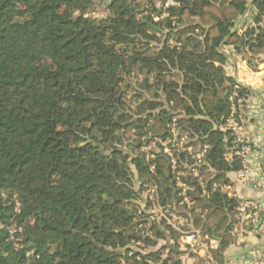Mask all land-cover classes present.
Returning a JSON list of instances; mask_svg holds the SVG:
<instances>
[{"label":"trees","instance_id":"1","mask_svg":"<svg viewBox=\"0 0 264 264\" xmlns=\"http://www.w3.org/2000/svg\"><path fill=\"white\" fill-rule=\"evenodd\" d=\"M96 1L0 0V264H184L179 234L170 230L174 243L160 245V226L137 213L146 184L160 206L185 210L168 159L140 152L169 138L172 119L209 146L198 167L207 190L240 169L225 159L233 144L224 113L234 91L242 106L253 92L226 74L218 49L231 47L256 70L264 0L251 1L241 34L233 29L249 0H172L178 6L165 10L166 0H110L102 19L90 15ZM174 156L193 188L186 212L221 237L213 259L223 264L233 205L218 193L203 198L186 153ZM13 197L19 213L3 205ZM12 226L34 251L30 262L25 252L10 261Z\"/></svg>","mask_w":264,"mask_h":264},{"label":"built area","instance_id":"2","mask_svg":"<svg viewBox=\"0 0 264 264\" xmlns=\"http://www.w3.org/2000/svg\"><path fill=\"white\" fill-rule=\"evenodd\" d=\"M252 0H249L251 2ZM251 5V3H250ZM178 6L177 3L171 0H167L164 4V8ZM163 15L161 18L166 17ZM155 21H158L155 19ZM252 24V15L246 11L238 21L236 22L233 31L241 34L245 28ZM231 47L222 45L218 49V52L223 56H229ZM252 71V70H251ZM235 81V80H234ZM236 82V81H235ZM241 85L240 83H237ZM245 87V86H244ZM244 106V105H243ZM242 101L237 99V93L234 91L228 98V109L229 114L226 117V127L229 131V135L232 139L233 147L230 148L231 152L237 158L240 165V169L237 172V176L240 180L249 179V174L251 172L249 157L251 153V147L249 142L246 140L244 135L245 128V113L243 110ZM170 136L166 140H154L151 144L155 145V151L147 155L146 147L141 149V152L145 155V160L155 158L156 154H160L168 159L169 169L173 177L176 179V191L178 198V206L181 208H186L192 204L188 199V193L193 191V188L185 182L187 180L184 171L177 170L178 168V158H175L174 151L176 153L182 152L186 153V158L190 163V170L192 176L197 179L199 185L202 184V179L198 174V167H200L207 153V147H195L188 144L186 137L178 138L176 136L175 119H172L171 125L167 126ZM171 145L173 147H171ZM186 160V161H187ZM187 168V167H185ZM154 167L151 168V172ZM253 186L257 189L264 190V174L260 176L259 179L253 180ZM140 196L137 202L139 208L137 213L140 214L149 223L156 224L159 221L167 220L170 225H175L176 227H183L188 220V216L183 213H178L177 210H173L172 207H162L156 201L155 191L152 189L139 191ZM234 224L231 229L227 232L232 238V241H237L239 236L245 234L264 236V207L259 204L252 202L250 200H243L239 206L236 208L234 213ZM142 229V225H138L137 230ZM20 232V231H18ZM17 231L14 230L11 234H16ZM14 236V235H13ZM203 237V238H202ZM183 244L188 248L191 253H198L200 249L205 247L209 251L208 257L213 259V252L220 248L219 239L209 238L208 236H202L200 231H189L182 238ZM139 246L138 243L134 244ZM211 254V255H210ZM38 259V258H37ZM247 264H264V255L262 257H257L251 259Z\"/></svg>","mask_w":264,"mask_h":264},{"label":"crops","instance_id":"3","mask_svg":"<svg viewBox=\"0 0 264 264\" xmlns=\"http://www.w3.org/2000/svg\"><path fill=\"white\" fill-rule=\"evenodd\" d=\"M229 52L231 55L225 56L226 59L223 63L226 74L237 83L249 88L253 92V94L243 106L245 113L244 135L251 147V153L249 157L251 172L249 174V179L240 180L237 176L238 170L231 171L224 174L222 180L212 181L209 190L205 188V183L203 180L200 187L203 189V198L210 200L215 193H218L221 198L226 199L231 205H233V213H235L236 208L243 200H250L259 204L261 207H264V190L257 189L253 186V180L259 179V177L263 176L264 174V56L260 57L261 59L258 62L259 64L257 65L256 70L251 71L246 63L241 60L239 55L234 53L233 50H230ZM222 130L228 131L227 127H223ZM176 136L178 138L186 137L188 144L191 146L207 147V151L209 149L207 144H201L196 141L195 138L191 139L186 133L176 131ZM159 139H161V137L155 138L154 140ZM151 143H149L145 148L147 150V155L155 151L156 147ZM171 147L173 146L171 145ZM234 158L235 155L229 148L225 154V159L227 161H231ZM182 162L183 164H181L184 167V163H186V161L184 160ZM152 167L153 166H151V168ZM209 172V174H211L213 177L214 172L210 170ZM200 179H202V177H200ZM184 181L186 182V180ZM173 182L175 185V190H177L175 178H173ZM144 187L155 191L156 198L157 191L152 184H146ZM192 206L193 203L188 207L187 210L186 208L184 211L177 210L178 213L184 212V214L188 216L187 223L183 227L170 225L167 220H162L156 223L157 226H160V230L164 234V241H161L160 245H171L174 243L172 236L170 235L171 230L179 234V238L176 240V246L179 252L178 257L184 262V264H192L194 261L198 262L199 264H217L214 259H212V256L211 259L208 257L209 251H207L205 247L200 249V251L195 254L189 252L188 248L182 242V238L185 236V234L193 230L200 231L202 236H208L211 239H219L220 245L222 242L221 237H217L214 231L212 233L203 232L200 227H197L195 224H193L190 213L186 212L190 210ZM263 255L264 236L251 234L239 236L237 241H233V243L225 252V256L227 258L226 264H247L249 261H251V259L262 257Z\"/></svg>","mask_w":264,"mask_h":264},{"label":"rangeland","instance_id":"4","mask_svg":"<svg viewBox=\"0 0 264 264\" xmlns=\"http://www.w3.org/2000/svg\"><path fill=\"white\" fill-rule=\"evenodd\" d=\"M167 1V0H166ZM172 1V0H171ZM110 0H98L96 1L94 7H93V12L90 14L92 17L97 18V19H102V18H106L108 16V10H107V6L109 4ZM146 2V1H145ZM176 3V2H175ZM251 2L248 3L247 6V12L250 13V15H252V18L254 16V9L252 8V5H250ZM147 4V3H146ZM169 8V7H167ZM164 8L163 9H167ZM163 15H166V13H164ZM141 152V149H140ZM142 154V153H141ZM153 172V171H152ZM145 186V185H144ZM143 190H147V188H142ZM141 191V192H142ZM139 196V195H138ZM140 198V196H139ZM139 198L137 199V202L139 201ZM4 207L8 208L9 210H13L16 213H19L20 211V205L18 203V201L16 200L15 197H13L11 200L9 198H4ZM125 209L131 213H133L134 211H136V207L135 205H127L125 206ZM28 224H31V222H28ZM0 227H3V225L0 224ZM8 230L9 236H8V240L6 241V253L10 256V261L14 262L16 260L19 259V257L21 256V253L25 252V258L28 259L29 258V262L31 261L30 258L33 257V253L34 251L31 249H28L29 245H27V249H25V245L20 243V239L18 237V231H21L20 228H16V226H12V227H8L6 228ZM16 230L17 233L16 234H11L12 231ZM39 258L38 255L35 256V259ZM237 263V262H236Z\"/></svg>","mask_w":264,"mask_h":264},{"label":"water","instance_id":"5","mask_svg":"<svg viewBox=\"0 0 264 264\" xmlns=\"http://www.w3.org/2000/svg\"><path fill=\"white\" fill-rule=\"evenodd\" d=\"M229 112H230V111H229V109L227 108V109L225 110L224 117L228 116ZM222 235H223V234H222ZM226 262H227V258L224 259V263H223V264H226Z\"/></svg>","mask_w":264,"mask_h":264}]
</instances>
